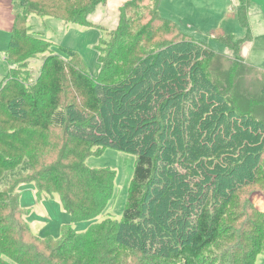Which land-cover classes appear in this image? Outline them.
I'll return each instance as SVG.
<instances>
[{
    "label": "trees",
    "instance_id": "obj_1",
    "mask_svg": "<svg viewBox=\"0 0 264 264\" xmlns=\"http://www.w3.org/2000/svg\"><path fill=\"white\" fill-rule=\"evenodd\" d=\"M73 2L19 0L7 61L29 65L39 54L37 44L52 46L27 30L32 15L89 24L96 4L79 12ZM161 2L156 0L154 17L130 45L123 42L100 56L99 78L67 49L69 59L49 54L40 74L28 76L27 83L16 76L17 67L0 83V110L6 123L19 125L0 128V187H7L4 178L14 180L10 191L0 192V264H67L74 256L73 264H117L134 262L138 255L155 264L220 263L210 260L219 254L222 220L241 190L236 179L252 184L264 156V70L256 68L263 74L262 96L239 107L241 99H249L229 96L220 77L206 70L221 54L161 17ZM239 4L232 14L246 36L222 38L236 58L232 71L245 63L242 50L252 39L245 15L250 0ZM158 36L165 38L157 48L140 49ZM106 149L136 157L121 221H99L113 198L114 172L86 163ZM211 180L215 190L208 189ZM54 195L71 219L60 242L31 229L48 222L35 207ZM81 222L92 225L78 233L73 225Z\"/></svg>",
    "mask_w": 264,
    "mask_h": 264
},
{
    "label": "rangeland",
    "instance_id": "obj_2",
    "mask_svg": "<svg viewBox=\"0 0 264 264\" xmlns=\"http://www.w3.org/2000/svg\"><path fill=\"white\" fill-rule=\"evenodd\" d=\"M93 4L96 6L88 16L89 24H77L54 17L42 18L32 15L27 30L32 35H40L49 40L52 46L37 44L34 51L37 50L39 54L29 61V65L27 62L24 64L13 62L18 69L16 76L27 83L28 76L36 78L40 74L46 56L54 53L69 59L67 49H71L83 59L89 75L99 78L102 70L100 56L110 55L113 49L123 42L130 45L132 37L149 22L151 16L154 17L156 11V0H74L73 2L79 12L83 9L87 12L93 7ZM239 5V0H162L158 11L161 17L175 22L182 32L192 35L198 41L206 42L221 54L220 57L210 59L206 70L220 77L221 86L226 89L225 93L229 96L234 93L239 94L240 98L246 96L249 100L241 99L242 103L239 104V107L245 108L253 98L256 100L262 96L260 88L263 74L257 69L264 70V0H250V5L245 10V15L249 19L252 6L249 23L252 39L244 45L242 50L245 63H240L232 71L231 68L234 66L236 58L233 51L222 43V38L227 34L233 35L236 39L245 38L246 30L240 24L237 16L232 14V11L237 10ZM84 15L85 13L79 17L83 18ZM121 23L123 24L122 33L126 36L123 38L118 31ZM163 38L165 37L158 36L157 39L144 44L140 49L157 48L159 40L163 41ZM128 45H125V49L130 47ZM19 60L17 59V61ZM73 60L79 62V58L74 57ZM254 109L257 107L255 106ZM256 112L261 113V111ZM6 119L5 112L0 110V128L19 127L17 124L6 123ZM0 148L4 151L1 145ZM135 160V156L115 149H106L101 154L93 153L87 158L86 163L89 167L109 168L115 174L113 198L108 208L100 216L99 221L107 218L122 220L134 175ZM207 170L210 172L209 168ZM255 170L257 177L254 182L252 181V184L244 185V179H236L241 183L239 187L241 190L237 191L230 201L231 207L228 208L226 216L222 220L221 235L217 244L219 254L218 256L214 254V258L210 261L219 260V264H264V156ZM213 176L211 174V177ZM10 180L11 178L3 179L2 182L7 187H0V192L10 191L12 187L8 188V186L14 182L12 180L9 183ZM207 184L209 185L208 189L215 190L217 188L213 180L207 181ZM214 196H211V200ZM35 209L48 222L41 224L36 222L31 225L32 233L40 237L50 236L60 242L63 238V226L71 223L69 215L62 207L60 197L54 195L48 200L43 199L39 201V205H36ZM3 213L5 216H10L8 212ZM91 225L90 222H81L74 224L73 229L82 233L86 232ZM15 232L14 236L16 234L19 237L25 236L27 241H31L28 234L22 236L17 231ZM39 244L43 251L44 245ZM60 244H51L49 249L56 248ZM64 254L65 258H68V253ZM136 258V261L131 263L117 264H155V261H150L142 255H138ZM75 261L76 257L74 256L67 264H73ZM60 262L63 263L64 260H60Z\"/></svg>",
    "mask_w": 264,
    "mask_h": 264
},
{
    "label": "crops",
    "instance_id": "obj_3",
    "mask_svg": "<svg viewBox=\"0 0 264 264\" xmlns=\"http://www.w3.org/2000/svg\"><path fill=\"white\" fill-rule=\"evenodd\" d=\"M18 2L19 0H0V83L8 75L9 71L16 67L7 61L6 54L13 38L12 35L16 25L15 8ZM250 11L252 12V6L250 7ZM251 12L249 23L252 16ZM36 205H39V202Z\"/></svg>",
    "mask_w": 264,
    "mask_h": 264
}]
</instances>
